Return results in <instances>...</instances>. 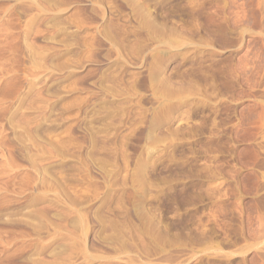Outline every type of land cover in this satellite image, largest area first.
<instances>
[{"label":"rangeland","instance_id":"rangeland-1","mask_svg":"<svg viewBox=\"0 0 264 264\" xmlns=\"http://www.w3.org/2000/svg\"><path fill=\"white\" fill-rule=\"evenodd\" d=\"M0 264H264V0H0Z\"/></svg>","mask_w":264,"mask_h":264}]
</instances>
